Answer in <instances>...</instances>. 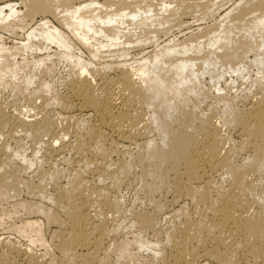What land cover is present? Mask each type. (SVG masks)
<instances>
[{
  "label": "bare ground",
  "instance_id": "obj_1",
  "mask_svg": "<svg viewBox=\"0 0 264 264\" xmlns=\"http://www.w3.org/2000/svg\"><path fill=\"white\" fill-rule=\"evenodd\" d=\"M17 1L20 3L0 6V30L23 33L17 53L32 59L36 66H43L57 56L77 70L67 86L64 102L66 107L80 113L74 112L76 116L88 112L93 120L87 136L76 140L72 152L73 160L85 163L94 181L110 175L112 157L120 146L144 147L150 143L148 125L142 127V122L146 108L161 98L165 111L154 110L152 123L167 139L168 151L154 156V163L140 158L138 180L144 185L153 211L140 210L134 216L133 226L141 232L154 231L158 218L164 212L170 215L167 231H154L167 238L168 246L160 241L162 250L169 247L163 255V264H264V185L248 180L246 167L238 163L233 147H227L224 126L220 127L212 116L201 118L184 111V118L177 120L176 125L166 116L181 107V100L188 94L208 97L209 93L201 88L205 74L211 76L216 91L223 94L225 90L220 84L225 74L244 75L248 68L233 64L236 53H225L233 41L229 24L238 22L240 32L257 31L260 36L264 35V0L250 7L252 13L261 12V15L248 23L237 21L241 16L238 15L246 11L237 4L209 32L200 31L201 34L184 42L174 38L161 47L159 30L170 25L173 18L169 17H175L180 11L179 6L171 8L172 2L168 0H161L159 13L154 8V0ZM226 1L230 2L222 0L227 4ZM38 16L42 18L40 22L35 21ZM137 30L144 36H136ZM149 34L154 36L148 37ZM150 43L159 48L153 56L133 63L127 60L133 46ZM83 50L90 56L88 61L82 56ZM6 54L11 52L0 45V61ZM102 58L122 61L105 62L100 70L90 69ZM259 59L255 57L251 63L261 65ZM223 67H227L225 71L214 75L216 69L222 71ZM260 95L256 102L241 110L232 109L234 98L218 99L225 108L231 109L230 122L241 128L246 138L241 148L251 152L252 171L257 175L264 169V88ZM27 119L6 112L0 103V137L10 135L16 128L28 136L51 133L45 121ZM64 138V135L55 137L48 143L50 157L64 155L68 147ZM58 142L60 148H56ZM8 149L7 145L0 144V159ZM16 155L20 156L19 150ZM224 177L229 178L228 184L224 181L226 186L218 182ZM69 184L59 186L53 194L36 185L32 191L40 201L16 202L13 211L5 213L10 218L20 211L40 216L52 234L50 242L41 241L45 247L41 255L28 247L2 242L0 264H109L114 255L122 264H130V243L119 240L121 226L114 218L118 198L111 196L106 187L88 186L78 171H74ZM18 188L17 177L8 180L0 177V200L8 199ZM163 193L172 195L171 204L178 205V210L166 211L163 196L160 197ZM94 194L101 200H94ZM40 197L47 199L51 206H46ZM39 221H27L16 230L21 234L24 227L33 228L35 238L31 242L35 244L44 231ZM3 222L4 218L0 217V226ZM148 245L141 243L144 248Z\"/></svg>",
  "mask_w": 264,
  "mask_h": 264
},
{
  "label": "rangeland",
  "instance_id": "obj_2",
  "mask_svg": "<svg viewBox=\"0 0 264 264\" xmlns=\"http://www.w3.org/2000/svg\"><path fill=\"white\" fill-rule=\"evenodd\" d=\"M168 1L172 2L171 8L173 9L179 6L181 13L179 11V14L175 17H169L173 18L170 25L162 29L159 28L161 30L156 28L159 30L158 45L160 47L174 38L179 42H184L190 37L201 34L200 31L202 33L209 32L219 24L222 16L237 4H240L241 8L246 10L244 13L238 15H241L237 20L239 22L245 20L248 23L256 16L261 15V12L252 13L250 10V7L259 0H230V2L226 1L227 4L222 2V0ZM4 3L19 4L20 2L17 0H0V6L4 5ZM153 3L155 10L159 13L162 7L161 0H154ZM147 5H151V3H147ZM40 19H42L41 16H38L35 18V21L40 22ZM47 19L57 25L52 16H48ZM229 26L233 30V41L225 53L235 52L236 58L233 63L236 64L235 67L244 65L248 70H245L244 75L241 76L233 73L225 74V79H222L220 84L225 90L224 94L223 92L216 91L211 76L205 74L201 78V88L209 93L208 97L204 98L199 94H188L185 99L181 100L183 105L171 110L166 116L173 121H170L173 125H176L177 120L184 118V111L201 118L212 116L220 127L224 126L222 131L223 135L227 137V147H233V153L236 155L235 158L238 163L246 167L245 169L249 173L247 175L248 180H254V183L264 185V169L260 172V175L254 174L252 171V162L249 159L252 154L249 150L241 148V144L246 138L242 134L241 128L230 122L231 109L225 108L223 103L218 102L220 97L234 98L235 102H233L232 109L241 110L247 108L250 102H256L260 98V93L264 88V35L261 34L260 36L257 31H251L250 33L245 31L240 32L238 22L233 23V26L229 24ZM151 29L150 31H154L153 28ZM141 32L137 30L136 36L138 34L141 35ZM133 35L135 36V33ZM141 36H144V34ZM153 36V34L148 35V37ZM22 38L23 33L21 31L10 33L0 30V45H4L5 50L13 54V56L6 54L4 56L5 59L0 61V78H2L0 80V103L6 112H13L16 115L24 116L25 119L29 117L27 120L30 121H45L50 125L49 130L51 133H44L40 136H28L25 131L16 128L10 135L5 134L0 137V144L9 147L5 157L0 159V177H5L6 180L11 177H17L19 180L17 193H11L8 199L0 200V217L4 218V222L0 226V244L9 241L10 244L25 249L28 247L35 254H43L45 247L41 241L47 240L50 242L52 234V229L49 230L45 225V219L40 216L28 215L22 211L14 214L11 218L5 216V213L13 211L16 202L40 201L39 196H35L32 191L36 185L46 188L49 194H53L59 186L68 187L73 179L74 171H78L88 186L106 187L111 196L118 198L119 206L116 208L117 211L115 210L117 213L114 211L113 215L116 213L114 218L121 226L118 236L120 239H118L130 243L129 251L132 254V258L128 262L130 264H163V255L169 249L167 247V238L163 235L159 236L154 231L158 232L159 229L160 232L162 230L163 232L167 231L170 215L164 212L156 221L157 228L154 231L141 232L137 226H133L134 216L140 210L153 211L151 202L145 196L144 185L138 180L141 171L139 165L140 158L144 157L149 163H154L156 161L154 156L163 152V150L168 151V147L165 146L167 139L163 138L157 129V125L152 123V112L154 110L165 111V106L161 105V98L156 100L152 107L146 108L145 111L148 115L145 114L144 122H142V127L148 125L146 128H149L148 141L150 143L144 147L127 146L125 148L126 146H120L119 151L112 157L110 175L105 176L101 181H94L93 175L90 174L86 164L73 160L72 152L76 140L87 136L89 125L93 123V120L88 112L82 113L83 117L76 116V114L80 115V113H76L75 109L66 107L64 102L68 93L67 86L76 75L77 70L69 62L62 61L57 56L46 61L43 66L34 65L31 62L32 59L17 53L18 43ZM249 40L252 41V44ZM203 41H207V38L203 39ZM157 46L152 43L142 44L140 47L136 46V48L133 46L127 60L133 63L134 61H140L142 57H151L159 49ZM252 46L255 48L254 51ZM55 50L56 48H53V51ZM41 56L44 57L46 55ZM82 56H84L85 61L90 59L89 54L85 50H83ZM255 57H261L259 59L261 60V65L251 63ZM102 59L91 65L90 69L100 70L103 68L105 62L118 63L122 61V59ZM217 68L219 69V67ZM226 68L223 67L222 71L216 69L214 75L216 73L217 75L220 74L219 72L225 71ZM109 75L113 76L112 72ZM147 109L149 110L147 111ZM46 116H48L49 120H47ZM63 135L65 136V143L68 145L64 155L54 154L50 157L47 153L48 143L55 137L61 138ZM56 148H60V142L56 144ZM18 150L20 156L16 155V151ZM222 178H219L218 182L226 186L229 178ZM165 195L166 193H163L160 197L163 196L161 199L163 198L162 201L165 204L166 211L172 213L178 210V205L171 204L172 195L167 194L168 196L166 195V197ZM92 198L94 200H101L98 194H94ZM42 200H44L42 202L46 206H51V203L47 199ZM188 203L189 201L186 203L187 206H190ZM115 216L118 217V220ZM33 219L40 220V224L44 225V231L40 240L36 241L35 244L31 242L35 238L33 228L24 227V232L21 234L16 230L23 223ZM160 241L167 244L166 249H161L162 245ZM142 242H147L149 244L148 247H142ZM122 263L124 262L118 261L114 255L111 257L109 264Z\"/></svg>",
  "mask_w": 264,
  "mask_h": 264
}]
</instances>
